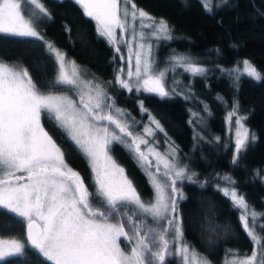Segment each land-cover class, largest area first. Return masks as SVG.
I'll list each match as a JSON object with an SVG mask.
<instances>
[{"label":"snow or ice","instance_id":"1","mask_svg":"<svg viewBox=\"0 0 264 264\" xmlns=\"http://www.w3.org/2000/svg\"><path fill=\"white\" fill-rule=\"evenodd\" d=\"M74 2L95 22L97 39H104L114 49L113 62L117 58L125 59L121 45L127 47V70L120 67L115 76L119 89L128 93L135 89L136 93L154 94L161 99L170 97L165 87L168 69L156 67L151 43L152 40L173 39L174 29L166 20L153 19L137 8L133 0ZM200 2L211 15L212 10L205 0ZM51 19L42 0H0V35L19 38L25 44L42 43L45 55L58 68L53 79L34 81L22 62L0 61V212L10 220L19 217V222L25 225L24 240L0 241V262L8 264L6 257L23 254L30 246L53 264H169L171 261L211 264L194 246L189 247L180 203L186 200L184 181L200 188L212 181L196 179L198 174L182 164L179 150L172 143L166 153H161L153 146L155 140L149 145L147 139L133 135L127 122L117 118L124 117L125 111L116 107L107 91L99 83L84 78L75 62L67 60L64 53L41 35L43 25ZM64 27L70 32L66 25ZM125 33L128 39L124 38ZM171 60L192 77L207 71L186 56L176 55ZM237 63L243 64L241 75L261 79L260 72L250 61ZM59 86L73 90L78 101L56 94L54 89ZM217 100L227 103L223 97ZM138 104L142 112H148L143 101ZM238 110L239 102L234 99L227 115L230 125L236 117L231 145L233 167L238 166L240 155H246L256 139L254 135L249 138V130L243 124L247 117L239 115ZM205 111H208L207 105ZM42 113L89 164L94 173V193L89 192L84 178L70 167L64 151L45 130ZM148 119L154 127H144L146 136L153 137L156 131L167 135L151 114ZM101 122L114 125L119 134L109 131L107 126H99ZM113 142L128 148L153 191L152 197L142 199L125 170L109 155V145ZM141 145L147 146L146 150H141ZM228 147L225 145L226 151ZM214 179L226 185L221 188L216 184L215 191L241 213L242 230L254 245L264 250V224L259 225L262 234L249 224V219L255 224L264 213L250 209L230 175L216 173ZM178 182H181L180 187ZM4 230L0 225V232ZM121 237L130 245L127 252L121 248ZM261 255L264 256V251ZM256 260L254 250L247 259L225 260V264H255ZM260 264H264V260Z\"/></svg>","mask_w":264,"mask_h":264},{"label":"trees","instance_id":"2","mask_svg":"<svg viewBox=\"0 0 264 264\" xmlns=\"http://www.w3.org/2000/svg\"><path fill=\"white\" fill-rule=\"evenodd\" d=\"M42 2L52 19L43 25L42 31L37 29L41 35L83 66L90 76L100 80L116 105L127 110L131 118L142 122L151 114L167 134L155 132L156 146L163 149L165 142L172 143L179 150L182 164H187L198 174L196 179L212 181L205 188L183 182L186 200L180 203V213L189 247L194 246L211 264H225V260L250 255L255 245L241 228L240 212L215 191L216 184L220 187L225 184L215 180L214 176L216 173L230 175L248 205L264 213V0H205L212 10L211 15L200 0H133L137 7L154 18H163L174 29L171 41L159 40L157 43L156 67L165 64L172 50H179L197 56L207 69L203 75L192 77L176 66L168 74L171 95L164 99L145 92L136 93L135 89L128 93L115 85L119 59L113 62L114 49L104 39H97L95 22L84 15L82 7L74 0ZM65 25L70 32L65 31ZM241 59L256 67L261 74L260 80L241 75L243 71L229 70ZM0 60L22 62L34 81L51 80L57 74V66L45 55L42 43L25 44L19 38L0 35ZM58 89L69 90L64 86ZM217 97H223L227 103ZM234 99L239 102V115L247 117L244 122L256 137L247 154L240 155L237 167L231 164L232 141L226 130V116L232 110ZM139 101H143L147 113L140 110ZM205 105L208 111H205ZM41 123L64 151L70 167L80 173L89 192L94 193L89 164L67 138L52 127L43 113ZM225 145L229 146L227 151ZM109 153L133 181L141 198L152 197L153 191L128 148L113 142L109 145ZM177 186L180 187L181 182ZM19 221V217L10 220L8 215L0 212V225L5 229L0 232V237L24 240V224ZM261 224H264V217L255 223L258 234H262ZM125 228L128 230L127 224ZM121 242L125 243L124 239ZM128 245L124 248L128 249ZM5 261L8 264H53L30 246L23 254L6 257Z\"/></svg>","mask_w":264,"mask_h":264},{"label":"rangeland","instance_id":"3","mask_svg":"<svg viewBox=\"0 0 264 264\" xmlns=\"http://www.w3.org/2000/svg\"><path fill=\"white\" fill-rule=\"evenodd\" d=\"M139 8V7H137ZM141 9V8H139ZM151 16V15H150ZM152 17V16H151ZM153 19L155 20H159L158 18H154L152 17ZM139 22H137V25H138ZM147 23V21H146ZM147 31V30H146ZM117 37L119 38L120 37V30L117 29ZM124 38L125 39H128V33H125L124 34ZM159 42V40H152L151 43H152V59L154 60L155 62V59H156V47H157V43ZM133 50L135 51V45L133 44ZM62 52V51H61ZM63 53V52H62ZM121 54L124 55L125 59L124 60H120L119 58V65H118V68L117 70L120 68V67H124L125 70H127V57H128V50H127V47L121 45ZM176 55H182V56H186V57H189L191 59V62H194V63H197L199 65H202L200 62H199V58L197 56H194L192 54H188L187 52L185 51H179V50H172V52L166 57V62L164 65L160 66V67H157L159 69H168V72H167V78L165 80V87L166 89L169 91L170 90V86L169 85H172L171 82L169 81L168 79V74L172 71V69H174L176 67V65L174 64V62L171 60V57L173 56H176ZM66 56V55H65ZM67 60H70V61H73L71 58L67 57ZM243 60H246V59H241L239 62H242ZM1 61V60H0ZM5 62V61H3ZM8 63V62H7ZM134 63H135V60H134V56H133V66H134ZM76 66L79 68L80 72H81V75L86 78V79H91L93 80L94 83H99L105 90V85L100 81L98 80L95 76H90V74L87 73V71L85 70V68L79 64H77L75 62ZM156 65V64H155ZM203 66V65H202ZM204 67V66H203ZM70 71V66H69V69ZM229 70L231 71H243V64L242 63H235L234 65H232L231 67H229ZM57 71H58V68H57ZM117 73V71H116ZM116 76V74H115ZM170 82V83H168ZM65 88H68L67 86H64ZM54 92L56 94H62V95H66L68 97H70L71 99L75 100V101H78L79 97L78 95L75 94V92L72 90H67V89H58V90H54ZM79 107V105H78ZM116 107H119L116 105ZM121 108V107H119ZM125 111V115L124 117H117L119 119L123 121H126L127 124L129 125V130L132 131L133 135L134 136H139V137H143L145 139H147L149 141V145H152L153 144V140H155L157 142V138H156V135H154L153 137H148L144 134V127L145 126H148V127H154L153 125L150 124V121L149 119L147 118V120H144L142 122H139L138 120H136L135 118H131L130 115L128 114L127 110H125L124 108H121ZM113 115H115V113H113ZM235 119L236 117H233V120H232V123L231 125L228 123L227 121V116H226V130H227V133L230 135L229 136V139L233 142V137H234V133L236 131V125H235ZM243 124H244V127L247 128L249 130V138H251V136L253 135L252 131L248 128V126L245 124V122L243 121ZM99 126H107L109 128V131H116L115 129V126L114 125H110V124H107V122H101ZM46 130V129H45ZM155 131V130H154ZM168 145L169 143L168 142H165V145H164V148L163 149H160L156 146V143L153 145L159 152L161 153H166L168 151ZM146 147L145 145H141V150H146ZM109 155L112 157V155L109 153ZM152 157H150L151 159ZM112 159L114 160V158L112 157ZM115 161V160H114ZM116 162V161H115ZM116 164H118L116 162ZM119 165V164H118ZM120 167H122L121 165H119ZM123 168V167H122ZM93 174V178H94V173L92 172ZM226 186V185H225ZM225 186H222V187H225ZM221 187V188H222ZM250 207V206H249ZM250 209H253L252 207H250ZM255 210V209H254ZM257 213H262L261 211H258V210H255ZM241 214V213H240ZM112 222H115V221H112ZM260 222V218H258L255 223H259ZM249 224L251 227H256L255 224H253V221L251 219H249ZM125 230L127 231V229L125 228ZM122 239H124L123 237H121ZM120 238V245H121V248L124 250V251H129L130 249V245H128V249H125L124 248V245L127 246L126 244V241L125 243H122L121 242V239ZM12 240H22L20 238H16V237H0V241H5V242H10ZM256 246V245H255ZM254 246V250L256 251V254H257V260L255 262V264H260V262L264 259H262V255H261V252L264 251L262 249H260V246L257 245L256 248ZM260 249V251H259ZM253 250V251H254ZM175 251V248H173V252ZM253 251L250 253V255L248 256H243V257H238V258H233L232 260H244V259H247L248 257H250L253 253ZM42 255V254H41ZM43 256V255H42Z\"/></svg>","mask_w":264,"mask_h":264},{"label":"water","instance_id":"4","mask_svg":"<svg viewBox=\"0 0 264 264\" xmlns=\"http://www.w3.org/2000/svg\"><path fill=\"white\" fill-rule=\"evenodd\" d=\"M24 233H25V225H24ZM25 237V236H24Z\"/></svg>","mask_w":264,"mask_h":264}]
</instances>
